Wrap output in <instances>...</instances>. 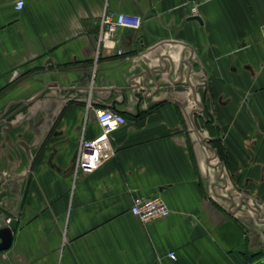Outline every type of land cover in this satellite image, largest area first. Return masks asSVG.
<instances>
[{
	"label": "crops",
	"instance_id": "1",
	"mask_svg": "<svg viewBox=\"0 0 264 264\" xmlns=\"http://www.w3.org/2000/svg\"><path fill=\"white\" fill-rule=\"evenodd\" d=\"M24 1L0 0V264H264V0ZM107 11L141 24L97 57ZM89 103L127 121L76 176Z\"/></svg>",
	"mask_w": 264,
	"mask_h": 264
},
{
	"label": "built area",
	"instance_id": "2",
	"mask_svg": "<svg viewBox=\"0 0 264 264\" xmlns=\"http://www.w3.org/2000/svg\"><path fill=\"white\" fill-rule=\"evenodd\" d=\"M24 6V0H16L14 5L18 11H21ZM194 12H196V9H194ZM140 24V19H133L124 13L105 12L101 19L97 57L100 48L108 45L107 40L113 36L117 27H139ZM261 37L264 41V24L261 26ZM119 53H122V51H119ZM88 106L96 113L101 133L96 138L83 139L81 141L74 165L76 176L95 172L103 163L115 156L117 149L111 142V136L127 121L125 115L113 108H97L91 103ZM131 211L143 223L166 218L171 213L168 204L161 197L142 195L134 197ZM168 255L172 259L176 258L174 251Z\"/></svg>",
	"mask_w": 264,
	"mask_h": 264
},
{
	"label": "water",
	"instance_id": "3",
	"mask_svg": "<svg viewBox=\"0 0 264 264\" xmlns=\"http://www.w3.org/2000/svg\"><path fill=\"white\" fill-rule=\"evenodd\" d=\"M191 19H196L202 22L199 15H193ZM16 227V220H13L9 225L0 228V251L7 250L13 243V232Z\"/></svg>",
	"mask_w": 264,
	"mask_h": 264
},
{
	"label": "rangeland",
	"instance_id": "4",
	"mask_svg": "<svg viewBox=\"0 0 264 264\" xmlns=\"http://www.w3.org/2000/svg\"><path fill=\"white\" fill-rule=\"evenodd\" d=\"M94 68H95V71H96V66Z\"/></svg>",
	"mask_w": 264,
	"mask_h": 264
}]
</instances>
